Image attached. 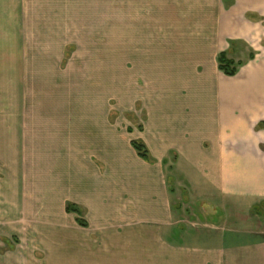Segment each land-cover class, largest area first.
<instances>
[{"label":"crops","instance_id":"crops-1","mask_svg":"<svg viewBox=\"0 0 264 264\" xmlns=\"http://www.w3.org/2000/svg\"><path fill=\"white\" fill-rule=\"evenodd\" d=\"M109 5L108 0H0V51L57 50L42 42L55 43L61 35L89 37L92 32L83 31L86 19H108ZM115 17L117 67L133 68V86L146 81L149 88L139 96L146 122L138 133L153 162L141 159L132 142L125 146L124 138L113 147L115 160L109 159V124L94 122L93 109L82 106L97 97L94 92L82 88L71 100L65 94L70 83L65 92L53 86V93L38 81L32 96L21 102L13 98L11 85L1 86L0 162L15 164L0 176L4 202L16 201L22 217L31 185L35 193L50 195L47 201H63L60 217H72L82 229L92 224L83 218L87 215L100 229L156 231L173 225L167 183L178 177L186 181L190 198L229 210L228 227L236 228L228 233L227 251L206 250L204 262L221 257L225 264H264V218L252 214L264 206V129L259 128L264 122V0H117ZM243 46L250 52L243 67L235 77L224 75L219 56L227 53L235 61L234 50ZM85 49L98 48L88 44ZM33 60L28 66L57 63ZM123 73L117 74L118 88L126 82ZM104 81L100 97L106 93ZM169 164L174 174L163 176L159 167ZM68 205L81 209L86 227L67 212Z\"/></svg>","mask_w":264,"mask_h":264},{"label":"rangeland","instance_id":"rangeland-1","mask_svg":"<svg viewBox=\"0 0 264 264\" xmlns=\"http://www.w3.org/2000/svg\"><path fill=\"white\" fill-rule=\"evenodd\" d=\"M108 2L110 4L108 19H86L87 27L84 26L83 31L92 32L87 34L91 35L89 37L61 35V39H56L55 43H48L46 40L42 42L44 47L56 46L57 50L0 51V89L1 86L9 88L11 85L13 98H21V102L26 101V94L29 97L32 96V90L36 88L38 81H41L39 85H48V88L50 86L51 91L54 89L53 86L55 88L62 86L61 90L66 87L68 90L70 83L69 92L62 91L71 100L74 97L73 92L77 95L82 88L88 92H94L97 97L90 102L82 101V106L93 109L94 122L109 124L107 132V139L111 146L108 149L109 159L115 160L113 156L116 154H113V147H116L117 142H123L122 138H124L125 146L141 140L138 132L143 131L140 127H143L146 120L139 96L147 95L149 88H146V81L138 83L139 86H133V68L117 67L115 49L117 0H108ZM146 4L144 1L141 5L145 7ZM137 7L139 8V5ZM46 16L47 13L45 19H49ZM89 21H93V24ZM103 22H107V25L102 26ZM77 30H81L78 25ZM88 44L98 49H85ZM105 45L107 47H104ZM71 47H74V50ZM100 47L104 48L100 49ZM235 51L237 55L234 58L237 63L245 62L250 54L245 46L237 47ZM239 52L243 53L242 59ZM36 58L54 59L57 63L55 66H28L35 61L32 59ZM101 63L106 67H103ZM124 71H128L129 75L127 76L126 72L123 73ZM118 73L127 76L125 84L121 83L122 87L119 88ZM140 74L137 73L134 76L139 79ZM105 78L109 82L107 81L106 93L100 97L98 91L105 83ZM73 80L76 82L74 83L77 88L75 91L72 90ZM55 92L56 89L53 93ZM80 94L84 95V93ZM127 94L132 99L130 97L128 100ZM133 95L136 97L135 100ZM124 96L125 99H123ZM3 98L0 94V103L4 102L5 98ZM6 100L8 102L7 97ZM125 101L129 104L123 107ZM68 104L72 105L73 102ZM2 106L4 103L0 104V107ZM10 111L12 110H8ZM128 127L133 131H127ZM125 154L129 155L127 152ZM13 165L15 164L0 162V176L4 171H13ZM169 166L170 164L167 165L168 168H164L160 165L163 176L174 174ZM28 168L29 173L35 178L36 172L32 171V167ZM167 185L173 193L171 201L175 219L172 226L157 227L156 231L153 230L154 228L142 226L138 230L124 227L101 228L103 230L101 232L99 226L92 225L95 221L93 222L87 215L83 218L90 221L92 226L82 229L77 222H73L72 217L71 219L60 217L59 208L63 211V201L51 203L47 201L50 195L41 196L35 193L31 185H28V190L32 194H28L27 199L24 200L21 217L16 201L13 200L14 194L13 203H10L4 202V197L0 193V264H206L203 259L206 250L222 249L226 252L232 245L226 240L228 233L232 234L236 229L233 226L228 227L229 210L212 208L210 204L199 203L198 200L190 198L184 187L186 181L181 178L177 177L173 180L169 178ZM261 218H264V213ZM59 222L60 225L66 222V227L59 226ZM209 224L216 229H212ZM213 234L219 235L218 240L217 238L213 240ZM5 238L10 241L6 242ZM209 264L225 263L220 257L216 263L210 261Z\"/></svg>","mask_w":264,"mask_h":264},{"label":"trees","instance_id":"trees-1","mask_svg":"<svg viewBox=\"0 0 264 264\" xmlns=\"http://www.w3.org/2000/svg\"><path fill=\"white\" fill-rule=\"evenodd\" d=\"M218 64H219V70L226 76L228 77H235L238 72L239 68L242 66L243 63H237L234 60L230 59L228 57L227 53H223L219 56L218 58ZM260 129H264V122L259 125ZM132 147L134 150L137 152L138 156L143 159L145 162L152 163L153 159L150 154V151L148 147L142 142V141H134L132 142ZM67 212L68 213H74L79 216L78 218V223L81 226L86 227L85 222L81 219L82 217V211L80 208H78L75 205H68L67 207ZM264 213V206L259 205L254 208L252 211L253 215H259L262 217Z\"/></svg>","mask_w":264,"mask_h":264}]
</instances>
